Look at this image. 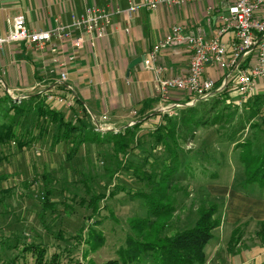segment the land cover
Wrapping results in <instances>:
<instances>
[{
  "label": "rangeland",
  "instance_id": "1",
  "mask_svg": "<svg viewBox=\"0 0 264 264\" xmlns=\"http://www.w3.org/2000/svg\"><path fill=\"white\" fill-rule=\"evenodd\" d=\"M4 62L5 59L0 64ZM35 69L27 65L26 80H17L18 87L29 88L19 93L23 99L39 94L48 110L62 114L73 124L75 115L86 121L81 106L74 103L66 107L45 99L50 94L45 93L49 90L46 86L57 79L58 69L48 67L40 77L32 73ZM93 82L96 83L95 79ZM227 93L236 95L234 90ZM174 95L186 99L185 95ZM62 98L71 99L68 93ZM236 98L238 109L228 105L232 120L248 121L245 129L250 125L239 142L252 140V152L262 156L264 87L257 88L245 102L237 95ZM251 105L258 110L252 118L249 117ZM161 109L157 108L154 115L150 111L149 115L139 116L140 121L133 124L137 125L135 138L125 151L119 145L128 141L125 137L90 143L80 141L75 134L68 142H56V127L50 124L48 116L38 119L36 111L22 118L12 114L0 118V122H11L16 136L28 143L22 148L14 142L0 143V264H35L38 248L45 250L44 262L48 259L56 264H104L122 260L127 238L143 243L133 228L135 224L147 219L152 222L154 218L148 215L153 208L146 204V199H141L142 194L161 198L160 204L171 208L161 235L171 236L191 228L201 209L213 207L220 225L204 250L205 264H264V222H231L224 207L227 197L206 188L232 184L246 195L264 198L263 189L246 184L249 170L239 162L240 148L234 151V145L227 144L221 136L212 140L207 133L210 131L205 130L194 141H178L179 148L174 147L173 154L167 155L163 147H153L149 140L153 131L165 123L162 119L150 120L159 115L174 116L180 109ZM121 128L111 133L127 129ZM202 138L210 141L203 144ZM169 155H175L179 163L172 174L165 176ZM183 155L192 158L190 164L185 165ZM263 173L258 176L259 181H263ZM145 225L140 224L139 229ZM139 261L152 264L145 256L139 257Z\"/></svg>",
  "mask_w": 264,
  "mask_h": 264
},
{
  "label": "crops",
  "instance_id": "2",
  "mask_svg": "<svg viewBox=\"0 0 264 264\" xmlns=\"http://www.w3.org/2000/svg\"><path fill=\"white\" fill-rule=\"evenodd\" d=\"M141 4L142 0H0V36L8 29L7 19L18 15L24 16L29 31H43L54 28L60 20L67 22L70 14L82 15L87 7L95 6L112 12L126 11L130 5L138 7L128 21L124 20L122 14L113 15L106 36L92 43L87 40L79 51L74 52L70 42H55L56 53L48 49L34 50L24 44L2 48L0 62L4 59L5 62L0 66L5 70V88L22 93L29 89L17 86V80H26L27 65L35 66L32 73H37V77L48 67H53L58 69V77L46 86L48 92L59 96L68 93L70 100L74 98L78 103L73 104L76 107L81 106V112L85 109L86 121L90 127H93L92 119L100 122L101 115L98 114L107 115V124L122 129L121 127H126L130 122L138 123L140 120L137 119L141 114L145 115L150 111L151 115L158 113L157 108L161 109L164 102L158 101L154 74L147 64L153 44L175 25L185 26L186 30L193 33L200 31L206 40L211 39L222 27L219 17L223 13V7L216 3L214 9L209 11L210 4L202 1L183 6H162L156 11H147ZM234 39L233 30H229L222 35L221 42L229 48ZM140 57L144 58V62L128 70L130 62ZM188 63L189 53L186 49L171 47L158 53L154 66L165 68L164 77L183 76L187 73ZM61 72L66 73V81L63 83L59 82ZM226 73V70L222 73L216 68L206 66L204 78L213 81L215 85H221ZM263 87L264 81H257V88ZM39 92L41 91L36 93ZM174 94L167 100L170 102L168 104L177 105L181 109L183 98ZM158 119L156 116L150 121L157 122ZM207 133L211 134L212 140L218 139L216 133ZM209 141V138L205 139L203 144ZM206 188H209V192H219V195L227 197L224 207H227L231 222H264V198L246 195L232 184L228 187L214 184Z\"/></svg>",
  "mask_w": 264,
  "mask_h": 264
},
{
  "label": "built area",
  "instance_id": "3",
  "mask_svg": "<svg viewBox=\"0 0 264 264\" xmlns=\"http://www.w3.org/2000/svg\"><path fill=\"white\" fill-rule=\"evenodd\" d=\"M202 1L214 9L218 3L223 8L219 20L222 27L209 40L202 32H189L185 26H172L169 32L158 39L148 54V69L154 74V87L157 96L167 101L170 96L182 94L191 100L185 105L192 106L197 99L212 97L217 94L234 90L240 100L245 102L257 89V81H264V0H142L141 7L147 11H156L162 6H183ZM138 7L130 5L128 10L105 11L95 6L87 7L82 15L70 14L67 22L59 21L56 26L43 31H29L23 15L8 18V26L4 35L0 36V51L9 45L24 44L34 50H47L56 53L54 43L70 42L73 51H79L85 42L102 39L111 24L112 16L124 15L128 21ZM233 30L234 42L229 48L221 42V37L227 31ZM171 47H183L189 53V63L186 75L164 77L165 68L154 66L160 51ZM206 66L227 73L221 85L215 88L213 81L204 78ZM5 70L0 66V94L7 95L13 102L23 99L20 92L5 88L3 76ZM66 81V73L61 72L59 82ZM41 94V92H39ZM45 99L55 101L69 107L75 103L74 98L67 101L62 96L52 92ZM162 101V102H164ZM177 105H164L161 110H169ZM183 106V105H182ZM95 119V118H94ZM93 128L101 133L116 132L113 125L107 124V116H101L100 122L92 119ZM130 122L126 127L133 126Z\"/></svg>",
  "mask_w": 264,
  "mask_h": 264
},
{
  "label": "trees",
  "instance_id": "4",
  "mask_svg": "<svg viewBox=\"0 0 264 264\" xmlns=\"http://www.w3.org/2000/svg\"><path fill=\"white\" fill-rule=\"evenodd\" d=\"M217 85H215V88L219 86ZM234 97L236 98V95L230 96L227 92H223L210 98L197 99L192 106H184L191 100L190 97H186L185 100L181 101L182 108L174 116H157L165 124L154 130L149 140L152 142L151 144H154L153 147L156 145L163 147L165 149L164 153L168 155L173 154L174 147L176 150L179 148L178 145L180 143L178 141H194L200 131L201 133L205 130L216 133L218 139L221 136L227 144L234 145V151L240 148L239 162L244 168L249 170L246 184H252L255 188L264 190V179L263 181L258 180V176L264 171V154L260 156L252 152L250 144L252 140L239 142V138H243V133L248 130L250 125L247 124L248 128L245 129V123H248V121L242 123L232 120L230 114L232 112L228 110V105H233L236 109L239 108ZM41 102L39 94L28 96L17 103L13 102L7 95L0 96V118L6 119L8 114L15 115V118H22L34 111H36L35 115L38 119L42 120L48 116L50 124L56 127V142H68L75 134L80 141H88L90 143H97L102 140L106 142L110 140L117 141L120 137H125L128 141L119 144L121 151H125L126 147L129 144L131 145L135 138L133 132L137 125L131 129H125L122 133H101L90 127L87 121L76 115L73 116L75 124L69 122L62 114L48 110ZM75 104H78L77 101H75ZM249 111L250 118L258 113L257 108L253 105L250 106ZM82 112H85V109ZM7 142H14L18 148L28 145L26 140L16 136L11 122L1 121L0 143ZM237 145L240 146L237 147ZM183 158H186V155H183ZM191 159V157H187L185 165L190 164ZM169 163L165 176L172 174V170L179 163V160L175 155H169ZM141 199H146V204L152 206L153 210L150 209L148 215L154 217L152 222L147 219L135 224L136 226L133 227L138 237L143 240V243L140 244L137 240L127 238L122 260H111L104 264H140L139 257L141 256L150 259L152 264H205L206 256L204 250L213 238V231L220 225L219 218L215 216L213 207L201 209L198 219L191 228L167 236L161 234L164 223L170 217V206L168 204L161 205V198H155L153 195L142 194ZM143 223H146L145 228L139 229V225ZM44 252L45 250L38 248L35 264H56L53 260L48 259L44 262Z\"/></svg>",
  "mask_w": 264,
  "mask_h": 264
},
{
  "label": "water",
  "instance_id": "5",
  "mask_svg": "<svg viewBox=\"0 0 264 264\" xmlns=\"http://www.w3.org/2000/svg\"><path fill=\"white\" fill-rule=\"evenodd\" d=\"M144 62V58L140 57V58H135L134 60H132L128 66V70L132 69L134 66H136L139 63ZM205 98H209L208 96ZM205 98H201V99H205ZM184 106H188V105H184Z\"/></svg>",
  "mask_w": 264,
  "mask_h": 264
}]
</instances>
